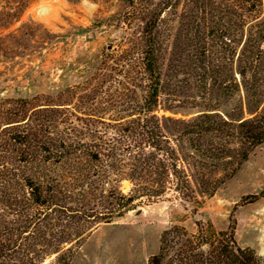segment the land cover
<instances>
[{
  "label": "trees",
  "instance_id": "1",
  "mask_svg": "<svg viewBox=\"0 0 264 264\" xmlns=\"http://www.w3.org/2000/svg\"><path fill=\"white\" fill-rule=\"evenodd\" d=\"M30 2L0 0V22L14 23ZM195 7L197 16L228 23L208 34L217 33L221 55L235 64L241 101L231 114L208 107L188 119L169 118L189 149L185 157L157 114L164 90L158 27L166 5L141 10L150 16L136 57L140 84H123L120 100L97 101L99 87L92 86L73 110L60 103V92L0 104V264H44L52 256V264H69L73 246L93 229L142 204L175 197L198 205L197 193L212 196L264 142L262 0H197ZM193 11L188 6L180 16ZM135 60L127 53L125 68ZM104 110L113 114L104 117ZM196 228L164 230L147 264H264L237 245L233 228L217 231L203 221Z\"/></svg>",
  "mask_w": 264,
  "mask_h": 264
},
{
  "label": "rangeland",
  "instance_id": "2",
  "mask_svg": "<svg viewBox=\"0 0 264 264\" xmlns=\"http://www.w3.org/2000/svg\"><path fill=\"white\" fill-rule=\"evenodd\" d=\"M196 2L31 0L17 21L9 26L0 22V104L8 99L44 100L43 96L60 92L66 95L60 103L73 110L92 86L99 87L97 101L120 100L123 84H140L136 57L143 48L142 26L150 16L141 10L166 5L158 27L164 90L157 114L185 157L189 149L185 141L177 140L169 118L188 119L208 107L231 114L241 101L232 77L235 64L230 56L221 55L217 33L208 34L228 23L197 16ZM188 6L194 11L180 16ZM261 9L264 18V0ZM229 45L232 48L233 43ZM201 51L210 55L207 61H200ZM127 53L136 59L129 70L124 66ZM100 114L108 117L113 111ZM122 187L127 191L129 184ZM197 198L198 205L167 197L98 225L73 246L69 264H147L157 253L164 230L182 226L195 233L197 221L210 223L217 231L233 228L238 246L264 257V142L212 196L197 193ZM54 260L52 256L44 264Z\"/></svg>",
  "mask_w": 264,
  "mask_h": 264
},
{
  "label": "water",
  "instance_id": "3",
  "mask_svg": "<svg viewBox=\"0 0 264 264\" xmlns=\"http://www.w3.org/2000/svg\"><path fill=\"white\" fill-rule=\"evenodd\" d=\"M140 211V210H139Z\"/></svg>",
  "mask_w": 264,
  "mask_h": 264
}]
</instances>
